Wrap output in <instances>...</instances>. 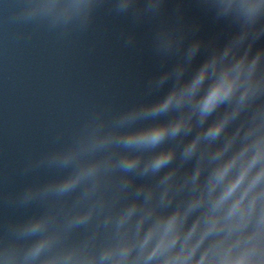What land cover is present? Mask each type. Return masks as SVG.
Returning <instances> with one entry per match:
<instances>
[{
  "label": "clouds",
  "instance_id": "clouds-1",
  "mask_svg": "<svg viewBox=\"0 0 264 264\" xmlns=\"http://www.w3.org/2000/svg\"><path fill=\"white\" fill-rule=\"evenodd\" d=\"M164 2L111 11L139 20ZM103 4L22 0L13 19L87 31ZM203 4L233 26L227 40L186 44L161 25L143 98L93 110L29 159L34 179L6 200L30 211L0 229V264H264V0Z\"/></svg>",
  "mask_w": 264,
  "mask_h": 264
}]
</instances>
